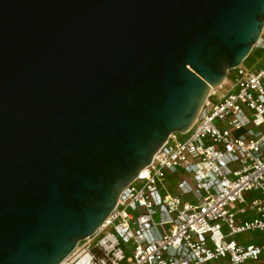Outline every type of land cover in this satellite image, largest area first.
I'll return each mask as SVG.
<instances>
[{"label":"water","instance_id":"obj_1","mask_svg":"<svg viewBox=\"0 0 264 264\" xmlns=\"http://www.w3.org/2000/svg\"><path fill=\"white\" fill-rule=\"evenodd\" d=\"M264 0H0V264H61L249 57Z\"/></svg>","mask_w":264,"mask_h":264},{"label":"built area","instance_id":"obj_2","mask_svg":"<svg viewBox=\"0 0 264 264\" xmlns=\"http://www.w3.org/2000/svg\"><path fill=\"white\" fill-rule=\"evenodd\" d=\"M262 33L255 53L264 56ZM261 56L230 71L223 92L210 91L191 129L169 136L102 227L61 264H264V243L236 240L264 235Z\"/></svg>","mask_w":264,"mask_h":264},{"label":"crops","instance_id":"obj_3","mask_svg":"<svg viewBox=\"0 0 264 264\" xmlns=\"http://www.w3.org/2000/svg\"><path fill=\"white\" fill-rule=\"evenodd\" d=\"M259 57H260L259 52H256L252 55L249 62H254L255 59L259 58ZM168 179H169L168 180L169 181V185H168L169 189H171L174 193L177 194L178 190L176 189L175 186L173 187L171 184L174 180V176H170V177H168ZM177 182L178 181L176 180V184H177ZM171 187H173V188H171ZM255 238L258 239L261 243H264V235L257 232V231H254L252 233H247V234H240L236 237V240L239 241L240 243H243V244H254L253 241Z\"/></svg>","mask_w":264,"mask_h":264},{"label":"rangeland","instance_id":"obj_4","mask_svg":"<svg viewBox=\"0 0 264 264\" xmlns=\"http://www.w3.org/2000/svg\"><path fill=\"white\" fill-rule=\"evenodd\" d=\"M255 46L252 48V52L250 53V55H249V57L247 58V61H250V59H251V57H252V55L255 53ZM261 58H264V56H261ZM263 60V59H262ZM261 62V61H260ZM260 62H258V64H260ZM220 88V87H219ZM218 89V88H217ZM216 90V89H215ZM224 91V87L223 88H220L219 89V92H223ZM176 180H177V177L176 176H174V180H173V182L171 183L172 184V186L174 187L175 185H176ZM173 187H171V188H173ZM171 190V189H170ZM226 262L224 261V260H219V261H212V262H210L209 264H225Z\"/></svg>","mask_w":264,"mask_h":264},{"label":"trees","instance_id":"obj_5","mask_svg":"<svg viewBox=\"0 0 264 264\" xmlns=\"http://www.w3.org/2000/svg\"><path fill=\"white\" fill-rule=\"evenodd\" d=\"M262 54H263L262 52L259 53L260 56H261ZM171 192L174 193L172 190H171ZM253 243H254V244H255V243H256V244H260L261 242H260L258 239L255 238L254 241H253Z\"/></svg>","mask_w":264,"mask_h":264}]
</instances>
